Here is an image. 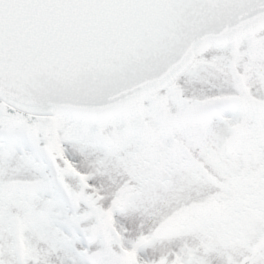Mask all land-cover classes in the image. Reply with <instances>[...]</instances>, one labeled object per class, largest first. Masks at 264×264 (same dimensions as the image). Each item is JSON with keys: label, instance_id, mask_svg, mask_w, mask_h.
I'll use <instances>...</instances> for the list:
<instances>
[{"label": "snow or ice", "instance_id": "1", "mask_svg": "<svg viewBox=\"0 0 264 264\" xmlns=\"http://www.w3.org/2000/svg\"><path fill=\"white\" fill-rule=\"evenodd\" d=\"M0 264H264V0H0Z\"/></svg>", "mask_w": 264, "mask_h": 264}]
</instances>
